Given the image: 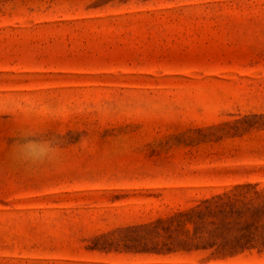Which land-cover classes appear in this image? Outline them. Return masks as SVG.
<instances>
[{"label": "rangeland", "instance_id": "374dc122", "mask_svg": "<svg viewBox=\"0 0 264 264\" xmlns=\"http://www.w3.org/2000/svg\"><path fill=\"white\" fill-rule=\"evenodd\" d=\"M0 264H264V0H0Z\"/></svg>", "mask_w": 264, "mask_h": 264}, {"label": "clouds", "instance_id": "9594fccd", "mask_svg": "<svg viewBox=\"0 0 264 264\" xmlns=\"http://www.w3.org/2000/svg\"><path fill=\"white\" fill-rule=\"evenodd\" d=\"M26 136H36L34 132L26 133ZM21 156L33 161H44L51 158L52 145L50 141L28 139L20 146Z\"/></svg>", "mask_w": 264, "mask_h": 264}]
</instances>
